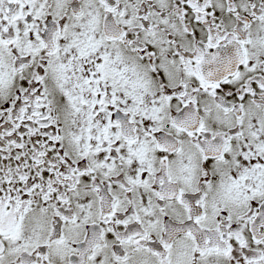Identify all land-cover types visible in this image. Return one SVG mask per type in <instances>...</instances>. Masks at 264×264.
<instances>
[{"label": "snow or ice", "instance_id": "6c2138e0", "mask_svg": "<svg viewBox=\"0 0 264 264\" xmlns=\"http://www.w3.org/2000/svg\"><path fill=\"white\" fill-rule=\"evenodd\" d=\"M0 264H264V0H0Z\"/></svg>", "mask_w": 264, "mask_h": 264}]
</instances>
